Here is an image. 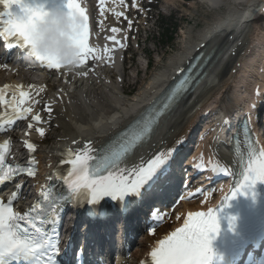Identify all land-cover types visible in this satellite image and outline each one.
Returning a JSON list of instances; mask_svg holds the SVG:
<instances>
[{"label": "snow or ice", "instance_id": "1", "mask_svg": "<svg viewBox=\"0 0 264 264\" xmlns=\"http://www.w3.org/2000/svg\"><path fill=\"white\" fill-rule=\"evenodd\" d=\"M101 5L100 15L105 12V0H99ZM121 5L124 0H119ZM4 11L0 12V37L5 41L14 40L8 47H19L27 54L48 69L60 72L73 70L80 76H87L93 71L89 61H100L107 55L109 62L113 61L112 55L116 49L105 47L103 54L99 48L90 44L91 28L87 10L79 0H67L68 13L72 17H79L81 23L76 26L77 35L73 38V46L79 52L76 62L65 65L51 57H42L36 53V41L34 30L36 24L47 14L42 6H31L26 0H0ZM13 7L20 10V14L12 11ZM117 17L123 16L122 12H116ZM127 19V17H124ZM131 25V21H128ZM103 21H101V25ZM119 28L113 27L111 32L116 34ZM107 39L123 49L125 45L116 36ZM191 77H186L179 82L166 97L165 102L154 108L145 118L134 122L127 130L122 132L102 150L96 151L91 144H85L83 148L73 152L66 151L61 164L69 165L66 175L61 176L57 172V178L65 185L63 192H57L55 186H45L40 193V200L31 208L20 214L15 211L14 201L18 199V192L13 193L12 198L5 202L0 199V264H72L65 257L64 261L58 259L60 248L59 227L67 206L82 207L98 205L108 198L112 202L120 203V210L126 211V198L140 197L142 192H151L154 186L166 181L171 172V161L184 143V138L177 139L174 144L145 160L143 157L137 162H131L138 148L147 143L157 128L163 115L176 103L180 95L187 91ZM34 86L24 90L23 85H5L0 89V106L5 110V119L0 120V133L8 129L5 123L12 125L16 120H26L29 117L36 124H43L39 114L32 115L33 108L29 105L32 100ZM36 94L44 89H35ZM36 104L40 101L36 100ZM49 114L52 112L50 105L46 106ZM10 113V114H9ZM227 124L228 121L226 120ZM29 123L28 128H33ZM38 134L43 137V127L36 128ZM248 121L244 126L245 149H240V140L236 139V153L243 165L241 179L235 192H231L224 201L235 199L237 194L251 193L256 195L254 189L258 183H264V146L253 139L249 133ZM26 148L31 153L36 152V145L25 142ZM11 141L0 144V184L13 181L17 176L26 174L29 177L37 175V161L33 156L28 167L8 163V155L11 150ZM198 167L203 170V159ZM212 171L230 175L229 169L218 164L212 166ZM19 185L17 188L19 189ZM228 206V205H225ZM221 211L223 208L219 207ZM88 214L92 217L107 216L104 210L99 212L94 207L88 208ZM154 220L163 219L160 210L154 209L151 213ZM218 213L216 209L208 212L189 213L184 225L171 232L165 238L158 241L150 252V264H208L213 256L211 247L213 235L218 233ZM152 234L155 228L151 229ZM83 250L77 252L76 264H83Z\"/></svg>", "mask_w": 264, "mask_h": 264}, {"label": "bare ground", "instance_id": "2", "mask_svg": "<svg viewBox=\"0 0 264 264\" xmlns=\"http://www.w3.org/2000/svg\"><path fill=\"white\" fill-rule=\"evenodd\" d=\"M198 5L204 6L206 10L212 9L213 19L208 20L204 27L192 25L182 32L180 47L168 56L163 69H156L145 86L131 97L127 96L131 90L125 89L124 86L120 87L114 75L107 80L100 72L94 71H90L87 76L78 74L66 76L63 79L64 88L61 90H58L55 84L47 86L42 92L45 98L37 106L39 110L45 111L44 118L47 121L43 124V128L45 133L49 132L51 139L59 135L60 130H63V133L60 136L62 142L38 152L37 156L43 167L45 166L44 170L53 168L67 149L75 152L85 144H91L95 149L118 129H122L160 92L179 66L204 47L207 53L212 51L213 55L204 69L205 79L176 109L172 110V114L153 135L147 149L136 154L134 162L139 161L141 157L145 159L157 147L164 148V144L170 143L179 134L192 128L205 111L224 108L228 111L234 108L237 101L233 96L239 94L243 88H248L250 82L248 78H254V75L259 73L257 62L256 64L248 62L255 49L261 59V49L264 47V0H197L192 5L194 12H197ZM248 16L252 19L250 23L244 22ZM229 51L232 52L227 54ZM226 55L228 58L218 70L217 66ZM123 69L125 70V67ZM21 76L9 73L5 77L0 73L1 79L6 81L18 77L21 79ZM125 77L124 81H126ZM68 86L73 88L71 94L66 90ZM59 96L62 97L61 100L58 99ZM48 105L52 108L51 114L46 110ZM213 130L211 128L205 132L201 149L224 160L222 148L218 149V140L209 137L211 135L209 131ZM35 132L38 133L36 129ZM24 196L30 197L29 192H24ZM205 202L207 200L203 203ZM102 231L103 229L99 227H94L90 231L92 237L87 248L93 243L96 244ZM157 239L145 235L138 244L144 247ZM146 252L138 248L133 253V257L139 259ZM123 264H137V262L128 260Z\"/></svg>", "mask_w": 264, "mask_h": 264}, {"label": "rangeland", "instance_id": "3", "mask_svg": "<svg viewBox=\"0 0 264 264\" xmlns=\"http://www.w3.org/2000/svg\"><path fill=\"white\" fill-rule=\"evenodd\" d=\"M174 2V3H171ZM194 2H187L185 0H161V6L158 8V13L165 16H172L179 23L177 31V37L175 40V46L173 48H166L164 42L166 39L161 38L160 31L158 29V23L150 24L146 21H142V40L143 44L141 49L135 50V56L133 62H126L127 81L131 84L130 94L135 93L138 89L143 88L148 82L149 77L156 69H163V66L168 60V56L174 53L181 44L184 31L190 26H196L198 24L203 27L206 20L213 18V10L208 9L201 5L196 8L197 12H194L192 5ZM173 4V5H172ZM147 39V41H146ZM137 48V47H136ZM150 62L151 68L146 69V64ZM57 86V82L55 83ZM127 87L129 84L126 82ZM54 143L56 139L53 140ZM46 145L45 147L50 146ZM44 147V148H45Z\"/></svg>", "mask_w": 264, "mask_h": 264}, {"label": "clouds", "instance_id": "4", "mask_svg": "<svg viewBox=\"0 0 264 264\" xmlns=\"http://www.w3.org/2000/svg\"><path fill=\"white\" fill-rule=\"evenodd\" d=\"M45 12L47 14L36 24L34 30L36 53L42 57L54 58L65 65L74 64L79 50L73 46V38L77 35L76 26L81 23L79 17H72L68 12L59 10Z\"/></svg>", "mask_w": 264, "mask_h": 264}]
</instances>
